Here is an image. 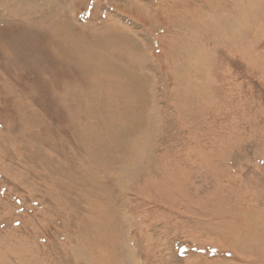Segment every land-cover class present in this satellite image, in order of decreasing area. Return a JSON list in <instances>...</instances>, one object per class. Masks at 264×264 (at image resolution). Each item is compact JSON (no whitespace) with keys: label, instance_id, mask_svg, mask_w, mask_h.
Here are the masks:
<instances>
[{"label":"rangeland","instance_id":"rangeland-1","mask_svg":"<svg viewBox=\"0 0 264 264\" xmlns=\"http://www.w3.org/2000/svg\"><path fill=\"white\" fill-rule=\"evenodd\" d=\"M0 264H264V0H0Z\"/></svg>","mask_w":264,"mask_h":264}]
</instances>
